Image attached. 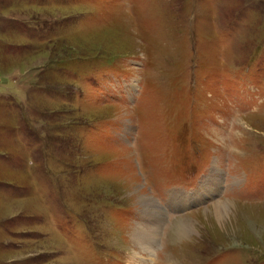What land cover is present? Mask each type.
<instances>
[{
	"label": "rangeland",
	"instance_id": "obj_1",
	"mask_svg": "<svg viewBox=\"0 0 264 264\" xmlns=\"http://www.w3.org/2000/svg\"><path fill=\"white\" fill-rule=\"evenodd\" d=\"M0 264H264V0H0Z\"/></svg>",
	"mask_w": 264,
	"mask_h": 264
},
{
	"label": "bare ground",
	"instance_id": "obj_2",
	"mask_svg": "<svg viewBox=\"0 0 264 264\" xmlns=\"http://www.w3.org/2000/svg\"><path fill=\"white\" fill-rule=\"evenodd\" d=\"M150 199H144V205H146L147 207H148V211L150 212V207H152V208H156L157 209V206H155V205H153L152 203H150V201H149ZM161 211H158V210H153V214L155 215V217H154V222L155 223H163V221H164V216H162L161 215V213H160ZM217 212V213H216ZM215 213L216 214H222V211H220V208L218 207L217 208V210L215 211ZM154 222H152V223H154ZM141 228V227H140ZM180 229V228H179ZM137 232H139V229L137 230ZM181 232V231H180ZM142 234L144 235V237H145V240L147 241L148 239H154L155 238V236H152V235H149L148 233H146V231L145 232H142ZM150 237V238H149ZM157 237V236H156ZM157 239V238H156ZM139 240H141V239H139ZM142 242H143V240H142ZM146 246H147V244H146Z\"/></svg>",
	"mask_w": 264,
	"mask_h": 264
}]
</instances>
